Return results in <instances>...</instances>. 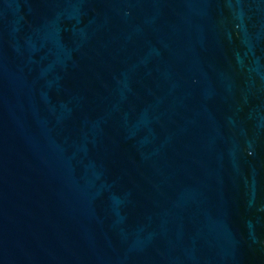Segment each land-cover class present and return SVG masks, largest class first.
Here are the masks:
<instances>
[{
	"label": "water",
	"instance_id": "1",
	"mask_svg": "<svg viewBox=\"0 0 264 264\" xmlns=\"http://www.w3.org/2000/svg\"><path fill=\"white\" fill-rule=\"evenodd\" d=\"M0 264H264V0H0Z\"/></svg>",
	"mask_w": 264,
	"mask_h": 264
}]
</instances>
